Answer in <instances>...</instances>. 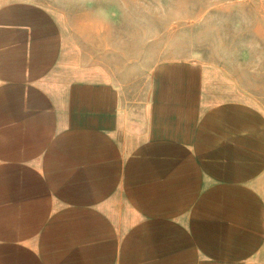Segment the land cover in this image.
I'll use <instances>...</instances> for the list:
<instances>
[{
  "label": "crops",
  "instance_id": "1",
  "mask_svg": "<svg viewBox=\"0 0 264 264\" xmlns=\"http://www.w3.org/2000/svg\"><path fill=\"white\" fill-rule=\"evenodd\" d=\"M135 81L0 0V264H264V109L215 65Z\"/></svg>",
  "mask_w": 264,
  "mask_h": 264
},
{
  "label": "rangeland",
  "instance_id": "2",
  "mask_svg": "<svg viewBox=\"0 0 264 264\" xmlns=\"http://www.w3.org/2000/svg\"><path fill=\"white\" fill-rule=\"evenodd\" d=\"M58 16L85 54L140 79L161 60L219 67L264 109V0H31Z\"/></svg>",
  "mask_w": 264,
  "mask_h": 264
}]
</instances>
